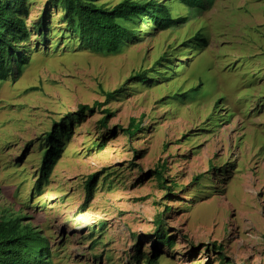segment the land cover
Instances as JSON below:
<instances>
[{"label": "rangeland", "instance_id": "obj_1", "mask_svg": "<svg viewBox=\"0 0 264 264\" xmlns=\"http://www.w3.org/2000/svg\"><path fill=\"white\" fill-rule=\"evenodd\" d=\"M29 1L27 63L0 81V218L18 212L48 241L50 264H145L138 250L158 264H264V0L172 2L185 24L140 25L112 54L78 47L55 9L42 44L32 26L45 0ZM198 33L206 46H182ZM163 55L171 62L154 66ZM143 71L149 81L129 80ZM124 85L105 126L98 111L63 134L33 193L53 123ZM159 218L172 246L154 239Z\"/></svg>", "mask_w": 264, "mask_h": 264}, {"label": "trees", "instance_id": "obj_2", "mask_svg": "<svg viewBox=\"0 0 264 264\" xmlns=\"http://www.w3.org/2000/svg\"><path fill=\"white\" fill-rule=\"evenodd\" d=\"M172 2H177L188 8H208L206 0H121L114 6L107 5L105 1L98 3L97 0H45L44 10L40 18L33 24L34 36L42 44H46L50 38L46 36L48 31L49 10L58 11L60 23L67 33L77 42V46L88 49L95 53L105 51L107 54L117 52L121 47L127 45L138 37L139 26L150 23L152 30L167 31L171 28L185 24L187 18H174L169 7ZM29 0H0V81H5L12 74L13 77L21 73V68L27 63L23 57L27 42L30 38V29L26 25L29 18ZM206 5V7H205ZM205 9V10H206ZM42 37H44L42 39ZM192 41H202L203 46L207 45L201 34H195L192 38L182 43L185 46ZM40 44V43H38ZM161 62H171L168 57L161 56L154 66ZM147 72H139L130 77L140 83L149 81ZM16 78V77H15ZM14 78V79H15ZM122 88L104 94L105 101L99 103L94 101L91 106L80 105L76 111L64 115L58 122H54L50 132L44 136L42 159L38 168L36 181L33 185V193L40 194L42 188L47 185L49 177L56 166L63 150L62 137L65 132H71L75 125L82 123L87 117H91L98 111L102 114L99 124L106 125L112 113L104 108L110 99L117 96L124 90ZM104 108V109H103ZM131 119L125 133L128 135L130 128L135 124ZM115 133V129L111 130ZM132 137V136H130ZM161 169L163 167L159 166ZM155 176L159 171L154 170ZM97 174L90 176L84 183L86 206L93 195L94 182ZM196 177L195 179H197ZM200 178V176H199ZM170 191V189H168ZM32 193V194H33ZM34 195V194H33ZM19 213L0 218V264H50V251L48 241L40 236L36 229L28 223L22 224V217ZM13 216V217H12ZM154 239L158 244L172 246L174 241L167 237L164 231L162 218L155 224ZM42 245L44 249L40 252L36 247ZM216 248V245L213 244ZM220 249V246H217ZM134 260L142 261L145 264H158V254L151 252V256L143 255L140 250L136 252Z\"/></svg>", "mask_w": 264, "mask_h": 264}]
</instances>
